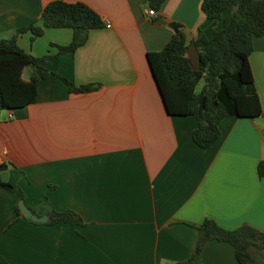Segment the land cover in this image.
Instances as JSON below:
<instances>
[{"label":"crops","instance_id":"1","mask_svg":"<svg viewBox=\"0 0 264 264\" xmlns=\"http://www.w3.org/2000/svg\"><path fill=\"white\" fill-rule=\"evenodd\" d=\"M57 0H0V41ZM83 3L102 19L84 45L57 55L72 31L45 29L17 45L36 58V101L0 111L2 181L15 185L37 217L72 211L82 224H35L17 218L16 197L0 188V264H180L196 247L205 219L233 230L264 232V35L253 40L249 65L262 116L225 117L210 148L191 138L193 116H170L152 79L146 54L173 35L186 44L222 28L200 9L201 0H165L154 16L146 0H59ZM257 1V0H256ZM110 27L107 28L106 24ZM25 67L22 78L38 76ZM55 75L75 86L71 94ZM190 264H238L227 243L210 241ZM247 264H264V260Z\"/></svg>","mask_w":264,"mask_h":264},{"label":"trees","instance_id":"2","mask_svg":"<svg viewBox=\"0 0 264 264\" xmlns=\"http://www.w3.org/2000/svg\"><path fill=\"white\" fill-rule=\"evenodd\" d=\"M165 0H146L148 10L159 11ZM200 9L211 23L222 22V28L207 39L200 37L185 43L181 33L173 35L159 52L146 54L152 79L170 116H193L196 128L192 131L193 143L202 149L210 148L220 138L219 125L228 116L256 119L262 116L260 102L249 65L253 40L264 35V0H201ZM40 25L35 22L18 28L8 40L0 41V111L27 107L36 101L39 78L48 72L39 67L47 57L36 58L17 45V38L31 33V42L42 36L45 29L72 31L67 46H57V55L73 53L84 45L88 32L103 27L101 17L83 3L52 1L39 15ZM194 44L199 55V70L192 68L186 49ZM35 67L39 75L29 80L22 78L25 67ZM71 94L96 92L100 84L75 86L72 82L55 75ZM199 85L198 90L196 89ZM257 174L264 177V160L257 165ZM0 188L24 202L21 189L2 181ZM25 204V202H24ZM21 216L17 203L14 206ZM66 224L71 227L82 224L72 211L51 212L45 225ZM196 247L190 258L180 264H190L210 241L227 243L234 249L238 264L264 260V232L248 225L226 230L211 219H205L197 228Z\"/></svg>","mask_w":264,"mask_h":264},{"label":"water","instance_id":"3","mask_svg":"<svg viewBox=\"0 0 264 264\" xmlns=\"http://www.w3.org/2000/svg\"><path fill=\"white\" fill-rule=\"evenodd\" d=\"M186 55L187 57L191 60L192 63V68L195 71L199 70V55L197 52V49L195 47L194 44H191L187 49H186ZM8 166H1L0 167V171H3L7 168ZM17 207L18 210L20 212V214L22 215V217L32 223L35 224H40V223H44L47 220V216H43V217H37L36 215H34L24 204L23 201H18L17 202Z\"/></svg>","mask_w":264,"mask_h":264},{"label":"built area","instance_id":"4","mask_svg":"<svg viewBox=\"0 0 264 264\" xmlns=\"http://www.w3.org/2000/svg\"><path fill=\"white\" fill-rule=\"evenodd\" d=\"M147 13H148V15H149V16H154V15H155V11H153V10H151V9H150V10H148V12H147ZM106 27H107V28H109V27H110V25L107 23V24H106Z\"/></svg>","mask_w":264,"mask_h":264},{"label":"rangeland","instance_id":"5","mask_svg":"<svg viewBox=\"0 0 264 264\" xmlns=\"http://www.w3.org/2000/svg\"><path fill=\"white\" fill-rule=\"evenodd\" d=\"M198 88H199V85H198V87L196 89L198 90Z\"/></svg>","mask_w":264,"mask_h":264}]
</instances>
